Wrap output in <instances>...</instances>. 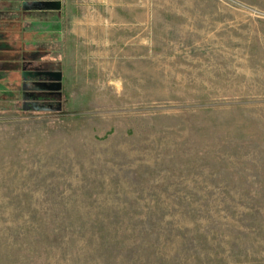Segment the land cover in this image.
I'll list each match as a JSON object with an SVG mask.
<instances>
[{"label": "rangeland", "instance_id": "1", "mask_svg": "<svg viewBox=\"0 0 264 264\" xmlns=\"http://www.w3.org/2000/svg\"><path fill=\"white\" fill-rule=\"evenodd\" d=\"M61 4L0 52V264H264V0Z\"/></svg>", "mask_w": 264, "mask_h": 264}, {"label": "crops", "instance_id": "2", "mask_svg": "<svg viewBox=\"0 0 264 264\" xmlns=\"http://www.w3.org/2000/svg\"><path fill=\"white\" fill-rule=\"evenodd\" d=\"M25 1L0 0V37L5 36V38L0 39V52L31 53L38 50L43 51V44H50V36L57 35L60 37L61 28L64 25L62 24V17L58 15L56 19H51V13L63 12L61 11L63 9L62 0H40V3L33 1L26 3ZM14 3L18 4L14 6ZM22 4H26V6L23 7ZM3 57L0 55V59ZM20 58L29 60L33 57L24 54L23 56L19 55ZM35 64L43 66V57H38ZM8 80L13 84L10 77ZM0 81L5 83V78L1 77ZM4 86L8 91L11 90V87L6 84Z\"/></svg>", "mask_w": 264, "mask_h": 264}, {"label": "water", "instance_id": "3", "mask_svg": "<svg viewBox=\"0 0 264 264\" xmlns=\"http://www.w3.org/2000/svg\"><path fill=\"white\" fill-rule=\"evenodd\" d=\"M23 78H24V86L23 88L25 89V85L26 83H30L33 84L32 86V95H35L34 93H40L42 92V85L41 84H50L49 86L50 89H59L60 85H61V81L63 78V73L60 71H49V70H45V71H41V70H37V71H24L23 72ZM55 85V86H52ZM35 89V90H34ZM54 93V92H53ZM25 95V92H24ZM26 104L24 105L25 108ZM33 110H50L49 108H37V107H33ZM57 110H61V107L57 108Z\"/></svg>", "mask_w": 264, "mask_h": 264}, {"label": "trees", "instance_id": "4", "mask_svg": "<svg viewBox=\"0 0 264 264\" xmlns=\"http://www.w3.org/2000/svg\"><path fill=\"white\" fill-rule=\"evenodd\" d=\"M28 63V60L25 59V58H20L19 62L17 65H15L14 67L15 68H11V70L8 71L7 74H9L13 84L15 83L16 86H14L15 89H11L9 91V94L8 95H15L18 99L21 98L22 96V90H20V88H22V86L24 85L25 81H24V78H23V72L25 71V69L27 70H32V69H35V68H38L37 70H41L43 69L41 66H38V65H34L33 66H29L27 68V66H25L26 64ZM41 67V68H40ZM12 71V74L11 72ZM41 93V92H40ZM45 96V95H44ZM39 99L40 98H43V94H38L37 96ZM36 97V98H37ZM47 97V96H46ZM48 98V97H47ZM50 99V98H49ZM23 107V106H22ZM24 110H26L24 107H23ZM33 110V109H32ZM35 111H44V110H35Z\"/></svg>", "mask_w": 264, "mask_h": 264}, {"label": "flooded vegetation", "instance_id": "5", "mask_svg": "<svg viewBox=\"0 0 264 264\" xmlns=\"http://www.w3.org/2000/svg\"><path fill=\"white\" fill-rule=\"evenodd\" d=\"M43 71H45V70H43Z\"/></svg>", "mask_w": 264, "mask_h": 264}]
</instances>
